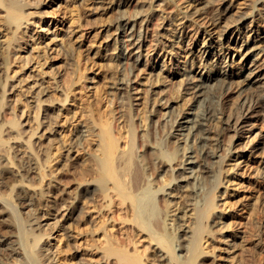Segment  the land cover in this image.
<instances>
[{
	"label": "rangeland",
	"instance_id": "1",
	"mask_svg": "<svg viewBox=\"0 0 264 264\" xmlns=\"http://www.w3.org/2000/svg\"><path fill=\"white\" fill-rule=\"evenodd\" d=\"M23 1L30 4L25 13L28 19H24L26 24L23 25L30 33L17 43L20 48L16 45V50H20L14 51L10 64L14 71L7 70L2 84L5 87L0 92V127L3 126L0 132L6 130L4 139H0L1 201L16 205L23 213L25 230L30 231L31 218L27 215L34 213L36 226L32 225L35 229L25 237L33 241L35 235H44L39 245L31 249L44 252L45 264H75L81 256L87 260L86 264H117L114 256L107 259L98 247L107 244L103 228L116 246L130 254H135L138 246L147 264H182L184 258L178 256L181 252L175 251L172 244L173 239L181 235L174 230V225L182 222L191 230L196 228L194 212L205 204L208 188L194 184L193 187H200V190L190 196L191 187L185 189L186 183L178 176L185 174L176 171L183 165L181 156L188 143L187 137L179 135L182 133L177 126L182 120L179 112L186 109L183 117L192 118L193 113L204 109L193 96L197 78L206 71L205 61L196 59V54L204 49L208 33H222L224 24H232L235 30L239 19L250 15L258 0H209L212 2L201 6L190 4V0ZM197 8L196 14L187 17ZM138 11L142 13L137 14ZM130 15L139 17L136 39L139 34L143 39L141 47H135L126 56L120 54L126 47L118 48L114 44L118 37L114 32ZM262 26L264 22L258 28ZM121 27L123 29L124 25ZM246 39L241 35L235 42L242 45ZM190 40L194 47L186 50V41ZM235 42L226 46L234 47ZM230 61H235L233 75L230 84L221 91L223 95L215 97L213 105L216 108L213 109L219 116L210 123L212 139L218 137L225 151L217 163L211 159L214 168L210 184L214 189L211 193L216 209L213 216L202 221L208 227L202 240L207 253L195 264H249L251 243L258 242L250 236L248 222L255 197L264 191L261 179L264 176V104L256 117L240 125L243 126L241 139L236 133L238 123L225 131L223 118H235V122L263 93L264 82L248 87L241 81V63L234 52ZM69 63L76 65L83 75L72 92H69L68 81L73 66ZM122 79L129 83L127 87L123 85V90ZM9 84L14 87L9 89ZM90 105L97 107L104 116L114 114L117 117L116 129L124 132L119 140L122 150L128 149V131L134 127L136 156L130 175L126 174L123 179L134 201L151 203L153 199L152 205L147 203L155 210L151 211L154 213L148 229L160 235L165 241L163 244L152 240L150 231L134 221L130 209L132 200L124 201L117 194V190H123L116 188L114 180L111 178L108 185L101 181L100 139L94 135L99 126L89 119ZM8 111L14 115L6 114ZM79 131H84V139L90 142L85 141L82 148L75 147ZM20 149L29 151L35 161L36 172L29 177L32 181L6 179L2 173L5 166L14 171L19 169L24 158H12V154L13 150L21 154ZM228 149L232 150L230 156H226ZM48 150L53 158H42ZM169 158L173 159L169 161ZM178 158L181 161L172 162ZM169 168L173 170L168 171ZM192 174L186 175L191 177ZM135 176L140 178L136 186L133 184ZM88 184L96 188L90 199L84 195ZM256 184L259 192L254 188ZM19 188L37 198L35 212L17 199ZM167 193H171L172 198ZM258 204L262 210L264 200ZM212 217H216L213 228L209 225ZM0 231L1 236L6 233L4 237L17 238L12 224L5 227L0 221ZM261 243L257 246L262 248L264 243ZM162 256L165 259L160 258ZM8 263L15 264L11 259Z\"/></svg>",
	"mask_w": 264,
	"mask_h": 264
},
{
	"label": "bare ground",
	"instance_id": "2",
	"mask_svg": "<svg viewBox=\"0 0 264 264\" xmlns=\"http://www.w3.org/2000/svg\"><path fill=\"white\" fill-rule=\"evenodd\" d=\"M44 1L46 2V0H44ZM212 1H209V0H190L189 3L201 6L202 4L204 5L207 3H211ZM214 1H219V0H214ZM28 3H26L23 0H0V92H1V88L3 86L5 87V85L2 86L3 81L5 79L4 76H6L5 73L7 72V74H8L9 70H11V72L14 71V66L12 69V68H10L11 67L10 64H12V60L14 58V53L17 50H20V49L16 50V48H18V47L20 48V45H18L17 43H21V41H23L22 40L23 36H25L26 34L28 35V33H30L29 28L27 26L24 27L26 24V21L24 19H26V20L28 19V15L26 16V14H25L26 8L28 7V5H30ZM31 4H33V3L31 2ZM132 7H134V5H132ZM198 11H199V9L197 8L194 12H190V14H188L187 17L193 16V14L195 12L197 13ZM138 12L139 13H137V14H140L141 11H138ZM123 19H124V17H123ZM138 19H139V17L133 18L132 16L124 19L125 20V23L123 24L124 28L122 29V27H121L123 25H121L120 27L118 26L116 31L114 32L115 35H118V37L116 36V39H114V44L116 43L118 48L121 45H124L126 47L124 49L125 52H122V51H121L122 53L120 52L121 55L126 54V56H127V54L131 53L135 47H138V48L141 47L140 42L143 39L142 35L139 34L138 39H136V28L135 27H136V24L138 23L137 22ZM262 22H264V0H258L257 6L254 7V10L250 13V15H245V16L243 15L239 19L238 25L237 26L235 25V27H234V28H236L235 30H233L232 24H224V25L221 24L222 25L221 27L224 28L222 33H220L218 35H213V34H210V32H209L206 40L203 42L205 44L204 49L198 51V54L200 53L199 54L200 56L196 54V59L201 58V61H205L204 69L206 68V71L204 73L201 72L200 77L197 78L198 80H196L197 84L195 85V89H194L195 93H194L193 97H195L198 105L202 106L204 109H200L202 107L198 106V108L200 110L197 111L196 113H193L192 118L190 116L183 117V115L185 114L184 111L186 109L182 110L183 112H179L182 115V117H181L182 120L177 123V126H179L180 133L182 132L179 135L180 136L183 135V136L187 137L186 141L188 140V143L186 142L187 143L186 147H185L186 149L184 150L186 152L182 153L183 155L181 154L182 155L181 159L183 161L179 160V158H180L179 157L178 159H174L172 162L173 163H178V161L183 162L182 167H180V169H177L176 171L179 170L180 173L185 174V175H178V176H179L180 180H183V182L186 183L183 186L185 189L188 186L191 187V189H190L191 194H189V192L187 194H189L191 196L192 194H197V191L200 190V187L194 188L193 187L194 184L203 185L202 187L206 186L208 188V190L206 193L205 192L204 193H205V195L207 193L208 194L205 197L206 198L205 204L203 206H201L200 208L195 209L194 215L196 216L197 223H196V228L194 230H191L189 227H187V225H184L182 222L178 223V224L176 223L177 225H174V230L175 231L178 230L181 233V235L178 236L175 239V241L173 239L172 244H173V248L175 249V251L181 252V254L178 256L184 258L182 264H195L197 262V260L202 255L207 253L203 249V246H202V240L205 237L204 236L205 232H207V229H206L207 226L202 224V221L204 222L205 218L210 217L211 214L214 213V211L216 209V204L214 202V199L212 198V193H211L214 189L210 184L211 183L210 178L213 176L212 171L214 168L212 166V164H214V163H212L211 159H213V162L217 163L219 160H221V155L224 154L225 151H223V149L220 145L221 144L220 139L218 137L216 139H212V137H211L212 130H211L210 123H212V121H215L214 119L217 118V116H219V115H217L218 113L213 109V108H216L213 105V103L215 104L216 98L218 97L217 95L218 94L223 95L221 93V91L228 86L227 84H230V78L233 75L232 66L235 63V61H230L232 52H234V56L236 58H238L240 60V63H241V68H242V71H241L242 72L241 73L242 79H241V81L242 80L245 81L246 85L248 87H252V86L257 85L260 82H264V26H262L261 28H258L259 26H261ZM183 27H182V29H183ZM21 32H23V33H21ZM120 32L123 34H120ZM20 33H21V36H20ZM184 33H186V32L184 31ZM241 35L242 36L244 35V37H247V39H246V41H244V43L242 45H239V42H237V41L235 42V38L237 37L238 39H240ZM184 42H185V40H184ZM234 42H235L234 47L229 48L228 46H226V45H232ZM186 43H187V46L185 45L186 50H190L192 47H194L193 41H191V40L186 41ZM16 45H18V47H16ZM124 46L121 48L123 49ZM191 52H193V51H191ZM65 53H67V52H65ZM65 53H63V54L66 57V59H68L67 58L68 56ZM193 54H195V51ZM130 56H132V55H129L128 57H130ZM44 58L46 59L47 56ZM131 58H132V60L134 59L133 56ZM43 60L44 59H42V62H43ZM28 61H29V59H28ZM136 62H137V60H136ZM24 63H26V62H24ZM43 63H46V62H43ZM69 64H70V66H73V67H70L71 68V70H70L71 74H69L70 79L68 81L69 92H72L74 85L79 80L82 79L83 75L79 72V69L76 67V65H74L73 63H69ZM20 68H21V66H20ZM8 76H10V74ZM123 80L124 79L120 80V82L122 81L121 82V85H122L121 89L122 90H123L124 86L127 87L129 84V83H127V81L124 82ZM8 87L10 89V87L13 88L14 86H12V84H11ZM7 91H9V90H6V92ZM42 91H43V89H42ZM6 92H4V93H6ZM69 92H68V95H69ZM42 93H44V91L39 93V94L42 95ZM39 94H38V96H40ZM43 96H44V94H43ZM42 98H44V97H42ZM166 102H167V99L165 100V103ZM263 104H264V91L257 98V100L255 101L254 104L250 105L247 109L244 110V112L240 116H238L236 118L235 122H233V120L235 118L231 119L228 117H224L223 118V120H224L223 121V124H224L223 130H225V131L230 130L231 128H234L235 125L238 123V129H237L236 133L238 134L237 138L241 139L242 138L241 131L243 130V126H240V125L247 122L248 119L256 117L258 112H259V108L262 107ZM10 106L8 105V107H7V108H9V110H11ZM212 106H214V107H212ZM89 112H90L89 119H92L91 121H93V123L95 125L99 126L98 132L97 133L94 132V135H96L100 139L99 140L100 144L98 145L99 146L98 151L100 152L99 158H101V160H100V162H101V166H100L101 172L100 173L101 174L99 176V177H101V181H103L105 184H107L111 180V178L114 180V182L116 184V188H121L123 190V191L117 190V194L124 201L130 200V199L132 200L130 209L132 210L134 221L137 222L143 229L150 231V233L152 235V236H150V238L152 240L156 239L158 241V243L163 244L165 242L163 240V238L160 235H156V233H154L150 229H148L149 228L148 224H150V216L153 215V213H154V212L152 213L151 211H155V210H153L152 206H150V207L148 206L150 204L152 205L153 199H151L152 200V201H150L151 203L143 202V201H139V200L134 201V199H132L130 197L129 187L127 186V184H125L124 179H123V177L126 174L130 175V173L132 171L133 163H134L133 159L136 156L135 155L136 153L134 154V149H133L135 147L134 146V143H135L134 127L131 126L130 130L128 131V133H129L128 137H127L128 139H126L127 140L126 143L128 144V149L122 150L120 143H119V140L123 138L124 132L122 133V131H120V130L117 131V129H116L117 128V126H116V122H117L116 118L117 117H115L114 114L110 115L109 117H108V115L104 116V115H102L101 112H99V110H97V107H93L92 105H90V107H89ZM6 114L11 115V112L9 113V111H8V113H6ZM13 115L14 114H12L11 116H13ZM22 115H23V113H22ZM125 115L126 114H124V116ZM18 117H19V115H17V118ZM2 127L3 126L1 125L0 128H2ZM94 127H96V126H94ZM52 128H54V127L52 126ZM5 131L6 130L0 132L1 141H2V137H3V133ZM50 131H51V129H50ZM77 133H78L77 134V140H75V147L76 148L77 147L82 148L85 141L86 142L88 141V144L90 143L88 139H86V140L84 139V138H86L84 135V131H79ZM3 139H4V137H3ZM210 141H215V143L212 145ZM210 146H213V147H210ZM18 151H19V149H18ZM18 151L13 150L14 153L12 154V158H22V159L24 158L21 161V163L19 164V169L17 171H14L12 168L5 166L3 168V171H2L4 178L10 179V180L12 179L14 181H22V180L23 181H30V180L32 181V178L29 179V177L36 172L35 161H33V159H32L33 156H31V154H29V151H26L25 149H20L21 154H18ZM231 151H232L231 149H228V153L226 152V156H230ZM52 156H53L52 153L50 152V150H48L44 154V157L42 155V158H53ZM172 159L173 158H169V161H171ZM215 159H217V160H215ZM166 160H167V158H166ZM196 168L198 169V172L196 171L197 170ZM169 170L172 171L173 169L169 168L168 171ZM87 171L88 170H86L85 172H87ZM187 173H191V174L192 173L193 174L198 173L199 175L198 174L197 175L192 174V176L190 177V176L186 175ZM98 175H99V173H98ZM139 179L140 178H138L137 176L133 177L134 186H136L139 183L138 182V181H140ZM261 179H262V181H264V176L261 177ZM88 185L89 186L85 187V189H84V195L86 196V198L90 199L93 196V192L96 191L95 190L96 188H92L91 184H88ZM254 188H255L256 192H259L258 191L259 190L258 184H256L254 186ZM224 192H226V190ZM167 194L170 198H172L173 195H171V193H167ZM108 196L109 195L107 194V197ZM195 196H193V197H195ZM186 198H188V197H186ZM17 199L20 200V203L27 204L28 207H31L32 212L36 211L35 206H37L36 205L37 198L34 196V194L29 193L25 189L19 188L17 190ZM1 200H3V199H0V217H2V218H0V221L2 223H5V227H7L8 224H10V225L12 224L14 226L16 232H17V238L15 239V238H11V237H9V238L4 237L6 233H3V236L0 235V264H9L8 259H11L15 264H45L46 258L43 257L44 252L41 253L40 249H39V251L38 250L33 251L31 249V247L35 248L39 245V242L44 235H42V236L41 235H35L33 241L29 240L27 237H25L27 232H31L32 230L35 229L34 227L36 226V223L34 220L36 218H35V215L33 217L34 213H29L27 215V218H29V217L31 218L29 221L30 222V229H29L30 231L25 230L26 228H24L23 223H22L24 220L23 213L20 212V210L18 209V207L16 205L11 204L7 201H1ZM263 200H264V191L262 192L261 195H258L257 197H255V202L252 203L251 208H250L251 209V211H250L251 221L248 222V229L250 232V236L255 238V241L256 242L258 241V242L257 243H254V242L251 243V247L249 249V254H250L249 264H264V247H263L264 245L262 246V248H261V245H260V247H258L261 242L264 243V207L261 210V208H260L261 205L259 206V204H258V201L262 202ZM147 203H148V205H147ZM147 206L149 209L147 208ZM213 215L214 214H212V216ZM75 217H76L75 220H77L76 214H75ZM215 218L212 217V223L209 224L212 226V228L216 224ZM32 224H35V226H33ZM169 225L172 226L173 224L169 223ZM191 227H193V226H191ZM103 230H104L103 235L106 238L107 244H106V246H102V247L98 246V247L103 250L104 257H106L108 259V258H112L114 256L115 257L114 259L116 260L117 264H147L144 262V259H143V256L145 254L139 251L137 245H136L137 251L135 250L136 253L130 254L128 252V250L123 249V248H119L118 246H116L114 239H112L110 237V235H108L106 229L103 228ZM118 241H120V239ZM185 243H188V244L185 245ZM4 258H7V259L4 260ZM160 258H163V256ZM75 259H76V257H75ZM163 259H165V258H163ZM106 261H108V260H106ZM86 263H87V260L85 258H82V256L78 261L75 262V264H86Z\"/></svg>",
	"mask_w": 264,
	"mask_h": 264
}]
</instances>
